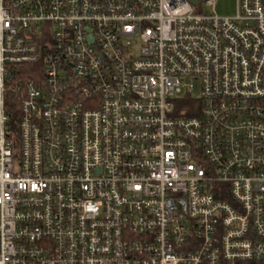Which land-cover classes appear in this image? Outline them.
Wrapping results in <instances>:
<instances>
[{
  "label": "built area",
  "instance_id": "obj_1",
  "mask_svg": "<svg viewBox=\"0 0 264 264\" xmlns=\"http://www.w3.org/2000/svg\"><path fill=\"white\" fill-rule=\"evenodd\" d=\"M0 0V264L264 261V0Z\"/></svg>",
  "mask_w": 264,
  "mask_h": 264
},
{
  "label": "rangeland",
  "instance_id": "obj_2",
  "mask_svg": "<svg viewBox=\"0 0 264 264\" xmlns=\"http://www.w3.org/2000/svg\"><path fill=\"white\" fill-rule=\"evenodd\" d=\"M215 9L220 15H234L236 11V0H218Z\"/></svg>",
  "mask_w": 264,
  "mask_h": 264
},
{
  "label": "trees",
  "instance_id": "obj_3",
  "mask_svg": "<svg viewBox=\"0 0 264 264\" xmlns=\"http://www.w3.org/2000/svg\"><path fill=\"white\" fill-rule=\"evenodd\" d=\"M246 264H264V261H252V262H248Z\"/></svg>",
  "mask_w": 264,
  "mask_h": 264
},
{
  "label": "water",
  "instance_id": "obj_4",
  "mask_svg": "<svg viewBox=\"0 0 264 264\" xmlns=\"http://www.w3.org/2000/svg\"><path fill=\"white\" fill-rule=\"evenodd\" d=\"M197 1H198V0H192V2H193L194 4H196V3H197Z\"/></svg>",
  "mask_w": 264,
  "mask_h": 264
}]
</instances>
